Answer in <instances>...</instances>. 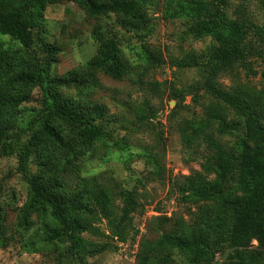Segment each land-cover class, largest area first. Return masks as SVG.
Wrapping results in <instances>:
<instances>
[{
	"label": "rangeland",
	"instance_id": "374dc122",
	"mask_svg": "<svg viewBox=\"0 0 264 264\" xmlns=\"http://www.w3.org/2000/svg\"><path fill=\"white\" fill-rule=\"evenodd\" d=\"M153 1H148L144 21L135 29L114 15L89 18L77 3L62 0L46 7L32 49L2 36L12 59L11 73L20 64H30V53H34L39 55L35 72L50 80L82 70L97 54V25L117 33L119 57L131 65L127 76L114 79L98 71L97 86L60 90L85 107L98 103L101 114L94 123L108 134L84 148L79 168L67 176L71 182L67 187L78 190L75 182L86 178L84 191L105 189L118 216L126 192L133 195L138 207L130 215L129 236L124 242L112 234L110 222L97 208L93 229L80 235L87 253L79 255L66 235L53 232L56 226L48 212L34 211L23 222L27 178L40 169L35 153L24 147L9 156L0 151V264H142L146 252L150 253L148 264H192L185 252L154 243L162 235L179 236L192 230L207 234L210 225L219 228L213 235L219 247L212 264H235V249L252 251L247 260L264 264V198L248 229V244L238 247L241 233L233 235L231 242L219 233L231 227V211L221 209L219 199L199 201L194 196L198 187L215 178L206 163L209 139L234 154L245 140L242 122L230 107L202 91L198 102L186 93L199 79V72L194 65L182 64L199 62L212 40L188 35L183 20L167 17L165 0ZM261 8L262 0H231L230 14L241 9L261 23ZM104 33L103 38L107 36ZM250 41L263 49L251 58L252 71L241 70L238 77L223 76L219 83L228 93L254 104L264 123V43L258 35H252ZM46 49H52L49 67L42 60ZM146 50L160 54L161 60H145ZM26 91L29 101L19 107L15 122L21 128H27L40 111L41 88ZM177 91L183 97L175 98ZM223 121L237 124L238 129L221 131Z\"/></svg>",
	"mask_w": 264,
	"mask_h": 264
},
{
	"label": "trees",
	"instance_id": "16d2710c",
	"mask_svg": "<svg viewBox=\"0 0 264 264\" xmlns=\"http://www.w3.org/2000/svg\"><path fill=\"white\" fill-rule=\"evenodd\" d=\"M61 1L0 0V151L2 155L9 156L24 147L26 152L35 153L40 165L39 171L27 178L29 191L22 209L23 222H27L34 211L48 212L56 226L53 232L66 235L72 248L83 255L87 251L80 235L93 229L97 208L110 222L112 234L118 241L124 242L129 236L130 215L136 211L138 204L133 195L126 192L118 216L113 210L112 197L105 189H95L91 193L84 191L88 187L86 178L79 177L75 182L78 190L68 189L71 182H68L67 176L79 168L84 148L99 139L108 138V134L94 123L101 114L98 103L85 107L64 96L60 90L71 86L83 89L95 87V72L98 71L114 79H123L131 65L119 57L120 39L117 33L112 29L104 31V25L99 24L94 32V37L100 41L98 52L82 70L47 80L43 74L35 72L39 55L30 53L32 62L20 64L11 73L12 59L2 36L11 37L24 48L32 49L46 7ZM71 1L77 3L89 18L114 15L122 22H129L135 29L144 21V8L149 0ZM164 4L167 5V17L183 20L188 35L210 37L212 40L209 48L200 55L199 62L182 64V67L194 65L199 72V79L186 88L187 95H192L195 102L201 98V91L211 95L230 107L243 125L245 140L237 154L215 146L209 139L206 163L215 178L211 183L198 187L194 196L199 201L219 199L221 209L232 213L231 227L225 232L220 231L221 237L224 235L231 242L233 235L241 233L243 239L238 247H245L249 240L246 236L248 229L264 198V123L254 104L228 93L219 79L223 76L238 77L241 70L252 71L251 58L260 55L263 49L259 50L250 37L258 35L264 43V0L261 23L252 20L241 9H236L231 15V0H165ZM104 32L107 34L105 38L102 37ZM44 53L46 55L42 60L49 67L53 61L52 49H46ZM144 55L145 60H161L160 54L147 50ZM35 87L41 88L40 111L27 128H21L15 123L18 109L29 101L30 93L26 89ZM174 96L179 98L182 93L177 91ZM234 129H238L235 123H221V131ZM237 193L238 196L232 197ZM94 205H97L96 208H93ZM217 230L219 228L210 225L207 234L192 230L179 236L162 235L154 244L185 252L192 264H212L219 247L218 242L213 240ZM251 253L235 249L232 258L236 260L235 264H254L247 260ZM149 260L150 253L146 252L142 256V264H148Z\"/></svg>",
	"mask_w": 264,
	"mask_h": 264
}]
</instances>
